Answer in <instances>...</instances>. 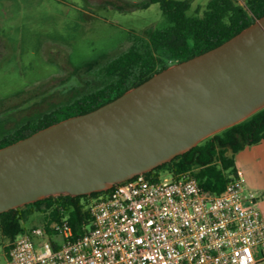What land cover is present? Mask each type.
I'll return each mask as SVG.
<instances>
[{
    "label": "water",
    "instance_id": "obj_1",
    "mask_svg": "<svg viewBox=\"0 0 264 264\" xmlns=\"http://www.w3.org/2000/svg\"><path fill=\"white\" fill-rule=\"evenodd\" d=\"M264 107V14L84 113L0 147V213L106 190Z\"/></svg>",
    "mask_w": 264,
    "mask_h": 264
},
{
    "label": "built area",
    "instance_id": "obj_2",
    "mask_svg": "<svg viewBox=\"0 0 264 264\" xmlns=\"http://www.w3.org/2000/svg\"><path fill=\"white\" fill-rule=\"evenodd\" d=\"M112 187L90 202L86 232L75 236L63 219L51 242L35 227L9 244L6 264H258L264 254V219L240 169L220 193L189 171ZM33 236L44 238L40 251Z\"/></svg>",
    "mask_w": 264,
    "mask_h": 264
},
{
    "label": "trees",
    "instance_id": "obj_3",
    "mask_svg": "<svg viewBox=\"0 0 264 264\" xmlns=\"http://www.w3.org/2000/svg\"><path fill=\"white\" fill-rule=\"evenodd\" d=\"M157 2L165 25L150 27L141 33H130L129 44L93 72L95 83L71 99L61 102L34 118L26 119L0 134V147L72 115L92 110L138 85L171 64L189 59L217 46L264 14V0H208L188 11L190 0H148ZM1 122V121H0ZM264 139V107L242 121L199 141L189 150L145 172L158 179L166 172L171 177L189 171L199 185L214 193L222 192L236 176L235 154L246 145ZM113 187L87 194L49 195L42 199L0 213V244L7 251L21 233L31 232L22 220L28 213H41L45 235L53 242L57 226L66 219L74 235L92 227L90 202L108 194Z\"/></svg>",
    "mask_w": 264,
    "mask_h": 264
},
{
    "label": "rangeland",
    "instance_id": "obj_4",
    "mask_svg": "<svg viewBox=\"0 0 264 264\" xmlns=\"http://www.w3.org/2000/svg\"><path fill=\"white\" fill-rule=\"evenodd\" d=\"M146 1L0 0V134L89 89L97 66L126 48L130 33L165 25L159 4L143 6ZM190 1L188 13L193 14L208 0ZM263 145L240 150L244 184L262 213L264 162H250L248 153ZM41 223V213H28L22 220L24 227ZM43 240L33 236L36 251ZM3 249L0 244V264ZM257 250L258 264H264V254Z\"/></svg>",
    "mask_w": 264,
    "mask_h": 264
},
{
    "label": "crops",
    "instance_id": "obj_5",
    "mask_svg": "<svg viewBox=\"0 0 264 264\" xmlns=\"http://www.w3.org/2000/svg\"><path fill=\"white\" fill-rule=\"evenodd\" d=\"M263 142H264V139H262L261 141H259L257 144H259V143L260 144H264ZM242 152H243V150H242ZM236 154H237V156L235 158L236 168L237 169H240L242 171V173H243L244 171L242 170V164H243V162L241 160L242 159L241 158V151L240 152L238 151ZM248 154L251 156L249 158L250 159V162H252V163L253 162L254 163L262 162L263 163L264 162V145H263V147H257L256 149H251V151H249ZM257 205H258V208H259V210L261 212V207H260L259 200H257ZM261 215H262V217L264 219V213L261 212ZM4 252L5 251L3 250V253ZM3 259H4V264H6V259H5V256L4 255H3Z\"/></svg>",
    "mask_w": 264,
    "mask_h": 264
}]
</instances>
